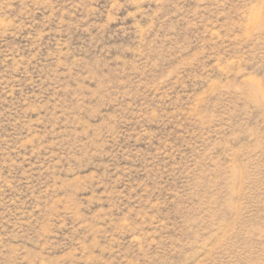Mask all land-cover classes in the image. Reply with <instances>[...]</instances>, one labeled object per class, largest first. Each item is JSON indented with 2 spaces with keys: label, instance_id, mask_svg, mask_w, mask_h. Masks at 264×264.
Listing matches in <instances>:
<instances>
[{
  "label": "rangeland",
  "instance_id": "rangeland-1",
  "mask_svg": "<svg viewBox=\"0 0 264 264\" xmlns=\"http://www.w3.org/2000/svg\"><path fill=\"white\" fill-rule=\"evenodd\" d=\"M0 264H264V0H0Z\"/></svg>",
  "mask_w": 264,
  "mask_h": 264
}]
</instances>
